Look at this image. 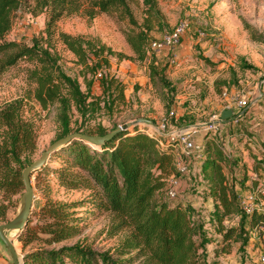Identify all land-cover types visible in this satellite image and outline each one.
<instances>
[{
    "label": "rangeland",
    "instance_id": "rangeland-1",
    "mask_svg": "<svg viewBox=\"0 0 264 264\" xmlns=\"http://www.w3.org/2000/svg\"><path fill=\"white\" fill-rule=\"evenodd\" d=\"M33 2L22 4L13 13L11 29L6 40L56 50L58 64L68 75H79L80 65L75 55L61 42L59 31L73 35L98 38L115 50L133 55L125 32L131 26L128 20L115 13L98 12L93 18L81 13H64L47 36L46 11H33ZM135 18L142 23L145 18L143 0H132ZM159 17H149V40L161 37L180 22L186 23L180 42L170 49H154L148 45L145 59L110 56L105 71L114 74L125 85L126 104L112 110L99 109L83 118L72 106V124L106 126L126 123L140 116L153 119L156 124L138 122L146 130L163 136V141L174 142L176 172L155 200L181 203L189 207L203 235L200 256L196 264H264V227L262 233L249 225V212L243 204L247 195L264 185V171L253 168L254 156L264 155V40L253 38L245 28L243 18L251 23L257 34L264 35V0H156ZM146 21V20H145ZM14 49L0 52V61ZM153 58L159 74L150 79L148 61ZM35 61L22 56L0 71V109L18 100L24 118L32 121L36 133V148L30 154L35 159L59 134L61 126L57 117L58 102L43 106L33 96L34 82L28 73ZM97 73L92 93H100ZM82 88L85 86L82 84ZM246 99V104L239 103ZM230 114L222 118V112ZM133 124L129 125L131 127ZM181 131L190 132L199 147L183 149ZM3 127L0 124V140ZM173 137V138H172ZM214 141L224 152L222 167L233 185L237 197V210L226 215L224 227L231 226L233 234L223 239L219 222L214 216L217 207L209 194L210 179L203 169L208 153L206 140ZM50 166L63 163L61 153L49 156ZM183 167V168H182ZM49 195L60 201H79L74 209L85 223L83 231L57 243L33 240L22 247L20 230L9 235L19 257L35 245L58 247L64 243L80 242L98 250H113L129 233V227L114 228L115 216L111 211L91 205L90 189L67 187L58 183L50 173ZM34 184V177L32 179ZM17 193L0 188V223L13 217L19 206ZM45 196L34 184L32 211L38 210ZM253 209L264 211V195L256 193ZM31 211V212H32ZM31 214V213H30ZM0 264H13L11 255L0 239ZM24 264V262L22 263Z\"/></svg>",
    "mask_w": 264,
    "mask_h": 264
},
{
    "label": "trees",
    "instance_id": "trees-1",
    "mask_svg": "<svg viewBox=\"0 0 264 264\" xmlns=\"http://www.w3.org/2000/svg\"><path fill=\"white\" fill-rule=\"evenodd\" d=\"M32 1L33 11H46L47 36L54 31V24L64 13H81L93 18L98 12L115 13L127 19L130 27L125 37L133 55L115 50L98 38L73 35L59 31L61 42L75 55L80 65L79 75L66 74L58 64L56 50L27 46L15 40H6L11 29L13 13L22 4ZM132 0H0V52L14 49L0 61V71L26 56L35 61L28 77L34 82L33 96L43 106L58 102L57 117L63 136L73 131L104 134L116 125L72 124V106L86 118L97 110H112L126 104L125 85L114 74L105 71L110 56L145 59L148 57L149 17H159L156 0H143L145 18L139 23L134 16ZM146 20V21H145ZM244 26L253 38L264 40L256 28L243 18ZM151 80L158 76L153 58L148 61ZM100 73V93H92V84ZM84 84L85 88H82ZM20 102L13 100L0 109L3 127L0 140V188L8 193L23 191L22 169L29 164L30 154L36 148V133L32 121L23 117ZM122 124V123H121ZM160 134H149L139 123L120 129L102 144L90 143L74 137L50 153H61L63 163L50 166L47 159L36 169L35 187L45 196L38 210L32 211L18 239L22 247L33 240L57 243L80 234L85 223L74 207L81 202L60 201L49 195L52 173L59 184L67 187L90 189L91 205L111 211L116 222L114 228L129 227V233L111 250H98L80 243H64L58 247L35 245L23 253L24 264H196L202 247L203 235L189 207L181 203L156 201V192L167 179L175 174L174 142L159 144ZM207 154L203 169L210 179L209 194L217 204L214 216L219 222L223 239L233 234V227H224V217L237 210L236 191L228 182L222 167L224 152L214 141L206 140ZM254 156L253 168L264 171V155ZM264 195V194H263ZM8 220V219H7ZM249 225L262 233L264 211L253 209Z\"/></svg>",
    "mask_w": 264,
    "mask_h": 264
},
{
    "label": "water",
    "instance_id": "water-1",
    "mask_svg": "<svg viewBox=\"0 0 264 264\" xmlns=\"http://www.w3.org/2000/svg\"><path fill=\"white\" fill-rule=\"evenodd\" d=\"M230 114L229 109L222 112V118H226ZM148 122L156 124V122L148 117L140 116L134 120L126 123L118 124L104 134H90L82 131H73L58 138H55L50 144L39 154L38 157L33 159L27 164L21 171V177L23 181L24 189L19 196V206L16 214L8 220L0 223V239L4 242L9 250L13 264H22L23 260L17 254L15 246L13 244V238L9 235L12 231H18L22 229L28 220V217L32 211L33 199H34V184L32 173L38 169L44 161L49 157L50 153L66 143L74 137L82 138L90 143L102 144L104 141L114 136L120 129L126 128L131 124L138 122Z\"/></svg>",
    "mask_w": 264,
    "mask_h": 264
},
{
    "label": "built area",
    "instance_id": "built-area-1",
    "mask_svg": "<svg viewBox=\"0 0 264 264\" xmlns=\"http://www.w3.org/2000/svg\"><path fill=\"white\" fill-rule=\"evenodd\" d=\"M186 23L184 21H180L173 30L164 33L161 37L152 39L150 40V47L154 49H170L174 47L176 44L180 42L181 36L185 31ZM246 99H240L239 103L242 105L246 104ZM149 134H156L151 131L146 130ZM190 132L186 131H181V144L182 148L187 150V149H192L194 147H199L200 144L197 143V141L194 140L193 137L190 136ZM173 138V137H172ZM174 140V139H171ZM168 140L163 141L162 138H159V144L165 145ZM183 168V167H182ZM259 192L261 195L264 194V185L263 184H258L256 187V190L251 191L247 195V201L243 204L244 209L247 212H252L253 207L252 203L254 202L256 198V193ZM262 260L264 261V254L262 255Z\"/></svg>",
    "mask_w": 264,
    "mask_h": 264
}]
</instances>
